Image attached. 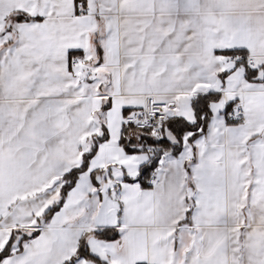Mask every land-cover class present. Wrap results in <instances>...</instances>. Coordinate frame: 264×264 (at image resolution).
Returning a JSON list of instances; mask_svg holds the SVG:
<instances>
[{
	"label": "snow or ice",
	"instance_id": "snow-or-ice-1",
	"mask_svg": "<svg viewBox=\"0 0 264 264\" xmlns=\"http://www.w3.org/2000/svg\"><path fill=\"white\" fill-rule=\"evenodd\" d=\"M0 264H264V0H0Z\"/></svg>",
	"mask_w": 264,
	"mask_h": 264
}]
</instances>
